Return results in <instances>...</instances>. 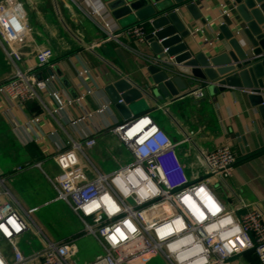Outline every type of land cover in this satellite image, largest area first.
<instances>
[{"label": "crops", "instance_id": "1", "mask_svg": "<svg viewBox=\"0 0 264 264\" xmlns=\"http://www.w3.org/2000/svg\"><path fill=\"white\" fill-rule=\"evenodd\" d=\"M96 1L18 0L21 17L29 27L22 49L33 55L39 48L49 46L53 51V66H59L69 85L68 90L52 67L55 78L40 91L43 102L50 110L56 106L49 95L50 89L57 90L64 100L83 95L79 102L51 113L37 100L20 104L0 93V178L18 206L31 211V228L17 239L24 255L41 250L48 241L68 238L75 241L76 259L80 241L82 249L91 251V257L81 264L102 253L98 242L83 231L68 205L56 199L50 182L58 172L51 156L63 146L67 135L78 139L92 133L96 144L89 154L96 164L106 167L105 171L116 168L124 160L122 147L106 131V127L124 119L110 103L104 87L119 76L138 84L145 81L140 55L147 51L146 46L124 33L128 24L117 22L120 29L116 39L104 40V19ZM196 2L208 23L193 21L184 12V22L192 33L188 40L195 50L209 49L217 43L213 21L224 18L222 11L228 9L229 0ZM84 69L86 72L82 73ZM47 70L42 68L43 73ZM11 74V66L0 48V83ZM148 103L149 107L132 109L131 116L145 113L166 132L176 144L177 157L189 176L202 175L199 151L229 144L236 156L230 175L223 180L209 177L208 185L225 209L235 216L257 207L264 217V130L254 121L244 90L227 89L215 95L192 94L173 102L167 99L157 103L148 100ZM103 106L101 112H94ZM83 113L92 116L71 123ZM30 143L41 151V158L33 159L32 151L26 148ZM5 202L11 200L1 196L0 205ZM0 252L7 260L12 257L9 242L1 236ZM227 264L258 262L256 255L247 250L231 257Z\"/></svg>", "mask_w": 264, "mask_h": 264}, {"label": "built area", "instance_id": "2", "mask_svg": "<svg viewBox=\"0 0 264 264\" xmlns=\"http://www.w3.org/2000/svg\"><path fill=\"white\" fill-rule=\"evenodd\" d=\"M97 3L104 19L103 39H116L120 28ZM226 13L223 9L222 14ZM28 29L18 0H0V48L12 69L8 79L0 83V93L20 104L37 100L51 113L79 102L83 95L64 100L54 89L49 95L56 106L50 110L43 102L40 91L55 78L53 51L44 46L28 55L22 49ZM124 33L141 43L144 24L129 26ZM42 68L48 70L43 73ZM194 95L201 97L202 91ZM90 116L92 113L80 114L71 123ZM106 131L125 153L124 160L112 170L100 169L91 158L89 149L96 144L92 133L78 139L67 135L63 146L51 156L58 167L50 180L56 199L68 205L83 231L102 249L83 264H144L157 255L167 264H227L231 257L247 250L256 255L258 264H264L260 209L250 207L235 216L208 185L209 177L223 180L230 175L236 156L229 144L199 151L203 172L191 177L177 157L176 144L149 115H135L109 125ZM1 196L16 206L11 202L0 205V236L12 250L9 260L0 252V264H75L72 238L48 241L41 250L24 255L17 239L31 228V211L18 206L0 178Z\"/></svg>", "mask_w": 264, "mask_h": 264}, {"label": "water", "instance_id": "3", "mask_svg": "<svg viewBox=\"0 0 264 264\" xmlns=\"http://www.w3.org/2000/svg\"><path fill=\"white\" fill-rule=\"evenodd\" d=\"M196 1L98 0L111 19L128 24L126 28L146 26L142 43L147 51L140 55L145 81L114 79L104 87L110 103L127 120L135 107H149L148 100L173 102L198 90L205 96L241 89L254 121L264 130V0H229L224 18L211 25L217 43L198 50L189 43L192 33L183 19L187 12L191 20L208 23ZM53 72L69 90L59 66L54 65Z\"/></svg>", "mask_w": 264, "mask_h": 264}, {"label": "rangeland", "instance_id": "4", "mask_svg": "<svg viewBox=\"0 0 264 264\" xmlns=\"http://www.w3.org/2000/svg\"><path fill=\"white\" fill-rule=\"evenodd\" d=\"M100 168H102L103 170H107L106 167H102L101 164L99 165ZM107 166V165H105ZM213 191V190H212ZM81 223V222H80ZM82 225V223H81ZM82 228H83V225H82ZM88 234V233H87ZM81 241H80V244H79V250H78V257L77 259L75 258L76 260V264H81L85 259L91 257V251L89 252L88 250H85V249H82L81 247ZM91 261V260H90ZM88 262V261H87ZM34 264V263H32ZM144 264H167L164 259H162L161 256L157 255V256H152L150 257L147 261H145Z\"/></svg>", "mask_w": 264, "mask_h": 264}, {"label": "trees", "instance_id": "5", "mask_svg": "<svg viewBox=\"0 0 264 264\" xmlns=\"http://www.w3.org/2000/svg\"><path fill=\"white\" fill-rule=\"evenodd\" d=\"M144 28L146 29V26L144 25ZM27 149H30L32 151V156H33V159H39L42 157V153L41 151L38 149V147L35 145V144H28Z\"/></svg>", "mask_w": 264, "mask_h": 264}]
</instances>
